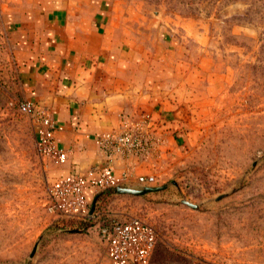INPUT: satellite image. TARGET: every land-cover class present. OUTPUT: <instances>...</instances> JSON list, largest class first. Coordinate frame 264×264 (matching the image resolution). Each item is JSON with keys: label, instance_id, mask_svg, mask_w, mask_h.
Segmentation results:
<instances>
[{"label": "rangeland", "instance_id": "obj_1", "mask_svg": "<svg viewBox=\"0 0 264 264\" xmlns=\"http://www.w3.org/2000/svg\"><path fill=\"white\" fill-rule=\"evenodd\" d=\"M104 1L108 34L127 46H164L165 88L181 82L168 97L170 132L140 162V174L155 176L147 186L164 188L102 196L83 231L71 221L88 215L93 198L81 214L49 210L59 175L33 117L18 107V29L28 22L18 15L36 0H0V264H135L114 262L98 233L99 224L128 219L154 229L143 264H176L177 250L207 264H264V0Z\"/></svg>", "mask_w": 264, "mask_h": 264}, {"label": "crops", "instance_id": "obj_2", "mask_svg": "<svg viewBox=\"0 0 264 264\" xmlns=\"http://www.w3.org/2000/svg\"><path fill=\"white\" fill-rule=\"evenodd\" d=\"M32 7L18 15L28 22L18 29L17 58L25 99L47 108L49 134L65 153L53 160L55 175L85 176L98 167L102 160L93 136L121 119L145 113L159 130L169 131L175 105L168 97L181 82L165 88L171 75L160 59L164 46L118 44L107 32L104 0H36ZM133 160L112 162V185L143 186L135 180L140 162ZM93 194L90 187L84 191L85 198Z\"/></svg>", "mask_w": 264, "mask_h": 264}, {"label": "built area", "instance_id": "obj_3", "mask_svg": "<svg viewBox=\"0 0 264 264\" xmlns=\"http://www.w3.org/2000/svg\"><path fill=\"white\" fill-rule=\"evenodd\" d=\"M18 107L22 112L31 114L36 122L42 150L54 161L62 160L65 153L55 145L48 131L51 119L47 108L27 99L21 101ZM165 136L166 131L159 130L156 122L145 113H140L138 119H121L115 127L96 133L93 140L102 163L98 167L89 168L85 176L69 173L57 177L50 189L49 210L67 216L81 214L86 209L84 191L87 187L96 193L113 186L114 160L145 161L158 150ZM128 174L127 171L123 172L125 177ZM135 179L138 183L150 185L154 182L155 176L152 173L138 174ZM97 226L107 254L114 262L127 260L143 264L151 255L155 245V232L149 224L128 219L110 221Z\"/></svg>", "mask_w": 264, "mask_h": 264}, {"label": "trees", "instance_id": "obj_4", "mask_svg": "<svg viewBox=\"0 0 264 264\" xmlns=\"http://www.w3.org/2000/svg\"><path fill=\"white\" fill-rule=\"evenodd\" d=\"M113 191H114V186H110L101 191L94 193L93 198L95 199V203H97L102 196H105L108 193H112ZM71 222L75 227V229L79 231H83L84 229L88 228L89 226L95 223L94 220H92V217H88V216L77 218L75 220H72ZM54 223L59 228H62L68 223V220L56 219ZM162 253L166 255L168 254V251L163 250ZM170 255L172 256L176 264H207L201 258L187 254L184 251L177 250L176 252H171Z\"/></svg>", "mask_w": 264, "mask_h": 264}, {"label": "water", "instance_id": "obj_5", "mask_svg": "<svg viewBox=\"0 0 264 264\" xmlns=\"http://www.w3.org/2000/svg\"><path fill=\"white\" fill-rule=\"evenodd\" d=\"M164 186H147V185H143V186H139V187H128V186H120V185H116L114 186V192L117 194H129V195H143L146 193H150V192H156L159 191L161 189H163ZM218 198H220V196H218ZM183 203L187 204L188 206L192 207V208H196L197 205L192 204L186 200H181ZM94 203H95V199H92L89 211H88V216H91L94 210ZM36 244H34L33 249L31 250V253L29 256H32V254L34 253Z\"/></svg>", "mask_w": 264, "mask_h": 264}]
</instances>
